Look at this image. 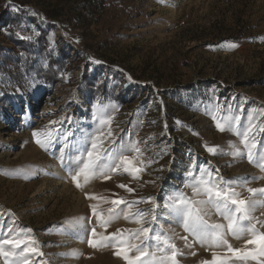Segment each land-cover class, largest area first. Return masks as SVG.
Wrapping results in <instances>:
<instances>
[{"label": "rangeland", "instance_id": "1", "mask_svg": "<svg viewBox=\"0 0 264 264\" xmlns=\"http://www.w3.org/2000/svg\"><path fill=\"white\" fill-rule=\"evenodd\" d=\"M87 2L0 0V49L21 51L19 41L41 36L48 51L62 49L68 61L61 82L28 92L0 73V239L27 238L37 249L25 254L28 264H127L111 244L92 247L89 240H128L149 227L171 238L176 264L211 262L213 252L215 264H264V256L228 252V245L254 250L244 247L249 234L202 245L165 207L180 197L206 199L193 195L188 171L205 179L211 173L256 204L245 223L264 232V193L247 191L264 188L257 166L264 164V0H103L93 13ZM8 94L20 98L5 100ZM245 131L252 163L238 135ZM93 141L95 153H107L102 163L115 166L126 155L133 164L128 171L105 168L107 179L98 174L85 183L81 176L77 188L72 175ZM236 148L241 155H233ZM200 207L208 224L226 223L214 206ZM146 243L155 251V241Z\"/></svg>", "mask_w": 264, "mask_h": 264}, {"label": "snow or ice", "instance_id": "2", "mask_svg": "<svg viewBox=\"0 0 264 264\" xmlns=\"http://www.w3.org/2000/svg\"><path fill=\"white\" fill-rule=\"evenodd\" d=\"M239 120V117H236ZM54 123V122H53ZM216 127L220 131H224V125L220 122L216 123ZM37 133H33L35 137ZM111 135V133H109ZM241 136V144L248 149L247 158L250 163L254 161V154L252 149L248 147V134L245 131L243 134L238 133ZM38 144L41 143L40 140L36 141ZM97 145L95 141L92 143V151H87L88 159L81 160L79 167L75 174L72 175L73 183L77 188L81 187L78 179L82 176L84 182L87 183L89 180L96 175H104L105 179L109 178L105 173L104 169L107 168L110 171H117L123 166L125 171H128L132 166L133 162L126 155L119 156V163L113 166L111 163H102L104 155L107 153L100 154L95 153ZM209 153H214L215 149L208 147L206 149ZM233 155H241V150L236 148ZM95 156V158H94ZM113 156L111 159H115ZM264 160V157H261ZM258 167L264 170V164L258 163ZM133 171H139V169H133ZM188 176L192 177L195 181L192 184V190L194 196H203L206 199L188 201L183 197L173 199L171 204H166L165 207L169 208L170 213L177 218L178 222H182L183 228L186 233L191 235L193 239L200 244H208L209 247H216L222 244H227L226 235H231L234 238H240L242 235L249 234L250 238L245 241L244 247L247 248L248 245H253L254 250L243 251L241 249H233L231 245H228V252H231L236 259H247L251 257L252 259H257L259 256H264V232H258L255 224L245 223L251 219L250 211L256 207L254 202L246 201L239 197L235 188L232 187V182L225 184L222 180L220 182H215L212 178V174H208V179H205L203 175L196 177L193 170L188 171ZM120 187H125L120 185ZM131 191V189H128ZM247 191L255 196L256 193H264V188H248ZM91 199H96L97 197H88ZM151 198H149L150 202ZM113 205L123 203L120 200L111 201ZM201 205L207 206L211 205L216 208L217 214L222 217L226 223H215L208 224L201 215L202 208ZM155 209H153L154 211ZM113 209H109V213H112ZM93 213L95 214V208H93ZM139 217H143L144 213H138ZM127 218V217H126ZM109 220L104 221V226L106 228ZM156 217L153 216V221ZM136 223H142V219H136ZM258 223V222H257ZM264 226V225H262ZM8 233L12 232V229H7ZM93 236L96 234V230H92ZM27 238L16 236H6L0 239V256L5 258V264H17V261L12 260L10 262L9 257H22L20 264H28V256L25 255L30 252H36L37 249L33 246L29 248L25 243ZM136 240L137 243H132V240ZM185 240L186 246H189L187 241L188 237H182ZM146 241H155V251L149 250V245ZM115 242V243H114ZM103 244L108 246L111 244L116 248L115 255L122 256V258L127 262V264H166L167 261H171V264H176V257L178 251L175 244L172 242L171 238L166 234L153 233V230L149 227H142L138 229L135 233H129L128 240L123 238V235L117 237L115 234L111 236H106L102 241H98L95 244L92 240H89V245L92 247H97ZM5 246H10L13 250L19 251H9L6 250ZM170 250V254H169ZM135 251L137 255L134 259L129 258V253ZM161 253V257H157L156 253ZM213 259L211 262L204 261L203 264H215L217 260V255L215 252L212 253ZM151 258V259H149Z\"/></svg>", "mask_w": 264, "mask_h": 264}, {"label": "trees", "instance_id": "3", "mask_svg": "<svg viewBox=\"0 0 264 264\" xmlns=\"http://www.w3.org/2000/svg\"><path fill=\"white\" fill-rule=\"evenodd\" d=\"M16 1L22 4L26 0ZM103 3V0H88L85 4V11L93 13L96 7L101 10ZM27 12L26 9H20L17 13ZM4 17L9 18L11 23L14 22L12 15H4ZM41 40L40 36L35 41H19L17 46L21 51L8 53L4 49H0V73L4 74L6 81L15 89L28 92L42 86L57 85L62 81L68 62L64 58V50L60 49L57 53H52L47 50V45L41 43ZM95 91H99V88H96ZM131 92L128 93L131 94ZM5 97V100L10 99L11 101L20 98L18 95L9 94ZM116 100L119 99L116 98Z\"/></svg>", "mask_w": 264, "mask_h": 264}]
</instances>
